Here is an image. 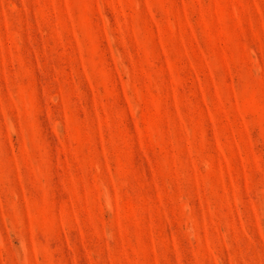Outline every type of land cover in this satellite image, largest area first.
Listing matches in <instances>:
<instances>
[{"label":"rangeland","instance_id":"rangeland-1","mask_svg":"<svg viewBox=\"0 0 264 264\" xmlns=\"http://www.w3.org/2000/svg\"><path fill=\"white\" fill-rule=\"evenodd\" d=\"M0 264H264V0H0Z\"/></svg>","mask_w":264,"mask_h":264}]
</instances>
